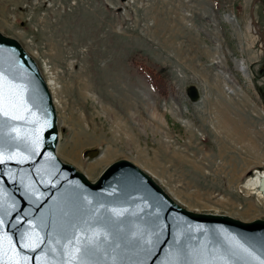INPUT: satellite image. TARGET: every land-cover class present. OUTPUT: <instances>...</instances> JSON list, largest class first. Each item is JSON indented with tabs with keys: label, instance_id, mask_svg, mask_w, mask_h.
Wrapping results in <instances>:
<instances>
[{
	"label": "rangeland",
	"instance_id": "1",
	"mask_svg": "<svg viewBox=\"0 0 264 264\" xmlns=\"http://www.w3.org/2000/svg\"><path fill=\"white\" fill-rule=\"evenodd\" d=\"M0 31L47 80L61 160L93 179L126 158L188 209L264 218V0H0Z\"/></svg>",
	"mask_w": 264,
	"mask_h": 264
},
{
	"label": "water",
	"instance_id": "2",
	"mask_svg": "<svg viewBox=\"0 0 264 264\" xmlns=\"http://www.w3.org/2000/svg\"><path fill=\"white\" fill-rule=\"evenodd\" d=\"M0 109V264H264V218L188 209L126 158L93 179L61 160L46 80L1 31Z\"/></svg>",
	"mask_w": 264,
	"mask_h": 264
},
{
	"label": "trees",
	"instance_id": "3",
	"mask_svg": "<svg viewBox=\"0 0 264 264\" xmlns=\"http://www.w3.org/2000/svg\"><path fill=\"white\" fill-rule=\"evenodd\" d=\"M152 80L155 82L156 87H158L160 90H164V79L158 80L157 77L153 76L152 73L147 74Z\"/></svg>",
	"mask_w": 264,
	"mask_h": 264
},
{
	"label": "bare ground",
	"instance_id": "4",
	"mask_svg": "<svg viewBox=\"0 0 264 264\" xmlns=\"http://www.w3.org/2000/svg\"><path fill=\"white\" fill-rule=\"evenodd\" d=\"M46 83H47V80H46ZM47 85H48V83H47ZM49 87V86H48ZM50 89V88H49ZM51 92V91H50ZM53 102H54V100H53ZM260 176H261V174H260ZM254 184H258V186L257 187H259V185H261L262 187H263V189H264V175H262V177H257V179H256V181L253 183V185Z\"/></svg>",
	"mask_w": 264,
	"mask_h": 264
},
{
	"label": "snow or ice",
	"instance_id": "5",
	"mask_svg": "<svg viewBox=\"0 0 264 264\" xmlns=\"http://www.w3.org/2000/svg\"><path fill=\"white\" fill-rule=\"evenodd\" d=\"M0 111H2V109H0ZM4 115H7V113L5 112V113H3ZM0 163H3V160L2 159H0Z\"/></svg>",
	"mask_w": 264,
	"mask_h": 264
}]
</instances>
